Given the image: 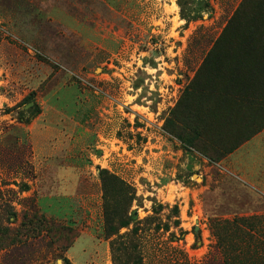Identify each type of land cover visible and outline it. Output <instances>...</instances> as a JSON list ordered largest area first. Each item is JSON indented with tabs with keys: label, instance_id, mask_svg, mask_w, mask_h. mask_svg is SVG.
<instances>
[{
	"label": "rangeland",
	"instance_id": "1",
	"mask_svg": "<svg viewBox=\"0 0 264 264\" xmlns=\"http://www.w3.org/2000/svg\"><path fill=\"white\" fill-rule=\"evenodd\" d=\"M243 2L0 0V264H264Z\"/></svg>",
	"mask_w": 264,
	"mask_h": 264
},
{
	"label": "crops",
	"instance_id": "2",
	"mask_svg": "<svg viewBox=\"0 0 264 264\" xmlns=\"http://www.w3.org/2000/svg\"><path fill=\"white\" fill-rule=\"evenodd\" d=\"M250 145H260L261 147H263L264 148V131L263 132H261L253 141H252V143L250 144ZM240 151H238V152H236L235 154H233L230 158H227L225 161H223V165H225V164H230V163H233L234 161V158L236 159L235 160V168L236 169H239V170H241L242 168L244 169L245 167H248V163H247V161H241L240 160V158H241V154H238ZM264 155V154H263ZM251 163H252V167L254 168V169H252V171H251V173H252V177H253V180H254V182H256V179H255V173H256V171L257 172H261V171H259L258 169H261V167L262 166H264V159H261L259 156H255L254 155V157H252V160H251ZM67 176H69L70 178L71 177H73L74 176V174H73V172L71 173V174H68ZM259 184V189H261V191H262V194H260L262 197H264V183H262V182H259L258 183ZM261 206H263V205H261ZM258 212H261L259 215H257V216H253V217H247L246 219H248V220H251V219H260V221L259 222H249V221H247V222H243V221H241L242 223V225L244 224V225H246V226H248V228H252L253 230H255L254 232H253V234H254V236H255V240L258 238V240H259V245L260 246H263L264 245V233H263V231H264V221H261V219H264V206H263V208H259L258 209ZM244 219V218H243ZM243 225V226H244ZM257 230H259L260 232H258V233H256V231Z\"/></svg>",
	"mask_w": 264,
	"mask_h": 264
},
{
	"label": "trees",
	"instance_id": "3",
	"mask_svg": "<svg viewBox=\"0 0 264 264\" xmlns=\"http://www.w3.org/2000/svg\"><path fill=\"white\" fill-rule=\"evenodd\" d=\"M246 0H244L245 2ZM243 2V3H244ZM224 95H229L227 92H223ZM238 101L244 105V107H249L251 105L257 107L259 110L264 111V94L263 93H255L254 91H245L243 89L238 90L236 94H234ZM102 177L103 180L107 179V176L105 175L104 171L102 172ZM42 220V219H41ZM242 221V220H241ZM45 223V221H43ZM46 224H52V226H55L57 229L59 226L55 225L56 223H52L51 221L46 223ZM127 222H123L122 226L125 227L127 226ZM112 232L116 231V228L114 226L109 227ZM115 233V232H114ZM68 262V261H67Z\"/></svg>",
	"mask_w": 264,
	"mask_h": 264
}]
</instances>
